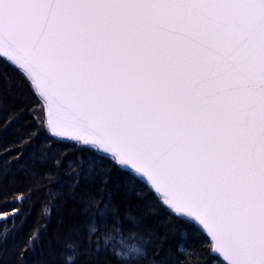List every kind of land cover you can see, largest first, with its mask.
<instances>
[{
	"label": "snow or ice",
	"instance_id": "1",
	"mask_svg": "<svg viewBox=\"0 0 264 264\" xmlns=\"http://www.w3.org/2000/svg\"><path fill=\"white\" fill-rule=\"evenodd\" d=\"M0 63L21 80L0 74V140L31 117L0 143V243L63 175L48 195L82 217L63 264H264V0H0ZM33 141L28 187L6 191ZM173 220L192 230L175 246Z\"/></svg>",
	"mask_w": 264,
	"mask_h": 264
},
{
	"label": "trees",
	"instance_id": "2",
	"mask_svg": "<svg viewBox=\"0 0 264 264\" xmlns=\"http://www.w3.org/2000/svg\"><path fill=\"white\" fill-rule=\"evenodd\" d=\"M0 74H6L14 84H20L21 80L16 71L5 64L0 63ZM8 107L19 106L21 99L27 97L29 101L34 97L29 96L28 87L24 84L23 89L13 87L11 91L6 90ZM0 115V119H2ZM31 123V117L25 114V118L15 127L10 128L4 133L2 144H11L17 138V132H23L25 126ZM48 138L45 135L39 137V144L43 145ZM37 141H33V147L25 149L23 161L20 165H13L9 175L3 178L5 190L11 192L13 189L24 190L28 187L29 181L25 179L21 168L25 162L30 160L31 154L36 150ZM63 148L68 153L69 160L74 159L75 150L71 145H57L55 151ZM63 182V183H61ZM68 183V177L61 175L51 184H45L44 188L39 192H33L31 199L21 205V214L7 227L12 229L7 239L0 243V264H63V239L71 235L72 230L76 228L82 221L80 214V206L73 201L64 202L62 198H55L48 195L50 189L57 190V185L63 187ZM83 187V186H82ZM11 200V197H9ZM13 205L9 204V210ZM47 208L49 215H43V210ZM111 223V218H109ZM14 225V228H13ZM172 225L175 228V234L169 233V244L175 246L181 238L182 230L186 229L180 221L173 220ZM39 228V238L28 246L27 251L22 257L17 253L21 247L25 245L34 228ZM191 232V229H186ZM2 233V228H0ZM205 237L200 235L196 240H189V243L200 244ZM207 239H209L207 237ZM210 240V239H209ZM222 259L219 257L213 260L212 264H220ZM77 264H121V262L111 255L101 253L98 257L81 256ZM223 264H225L223 262Z\"/></svg>",
	"mask_w": 264,
	"mask_h": 264
},
{
	"label": "water",
	"instance_id": "3",
	"mask_svg": "<svg viewBox=\"0 0 264 264\" xmlns=\"http://www.w3.org/2000/svg\"><path fill=\"white\" fill-rule=\"evenodd\" d=\"M208 238L210 239V237H208ZM220 258L223 260V257H220ZM224 263H225V264H227V262H226V261H224Z\"/></svg>",
	"mask_w": 264,
	"mask_h": 264
}]
</instances>
